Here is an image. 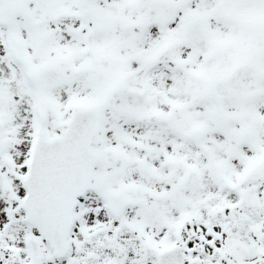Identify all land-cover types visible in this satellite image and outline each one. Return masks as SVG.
I'll use <instances>...</instances> for the list:
<instances>
[{"label": "snow or ice", "instance_id": "snow-or-ice-1", "mask_svg": "<svg viewBox=\"0 0 264 264\" xmlns=\"http://www.w3.org/2000/svg\"><path fill=\"white\" fill-rule=\"evenodd\" d=\"M0 264H264V0H0Z\"/></svg>", "mask_w": 264, "mask_h": 264}]
</instances>
